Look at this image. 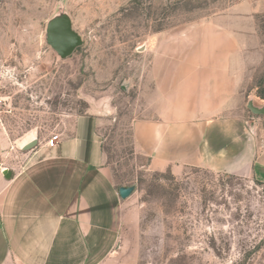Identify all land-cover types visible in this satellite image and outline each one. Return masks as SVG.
Here are the masks:
<instances>
[{"label":"rangeland","instance_id":"374dc122","mask_svg":"<svg viewBox=\"0 0 264 264\" xmlns=\"http://www.w3.org/2000/svg\"><path fill=\"white\" fill-rule=\"evenodd\" d=\"M61 7L84 39L65 59L46 41ZM205 22L246 26L245 114L262 144L264 113L248 102L264 107V0H0V167H23L76 117L100 115L104 164L118 187L135 186L122 200L121 264H264V182L203 166L153 170L133 133L158 57L171 60L187 28Z\"/></svg>","mask_w":264,"mask_h":264},{"label":"crops","instance_id":"0c3cea01","mask_svg":"<svg viewBox=\"0 0 264 264\" xmlns=\"http://www.w3.org/2000/svg\"><path fill=\"white\" fill-rule=\"evenodd\" d=\"M196 24L171 60L158 57L136 145L153 170L203 166L264 182V140L245 114L246 26ZM101 121L80 115L56 146H37L17 170L0 167V264H121L124 203L104 164Z\"/></svg>","mask_w":264,"mask_h":264},{"label":"water","instance_id":"95a60500","mask_svg":"<svg viewBox=\"0 0 264 264\" xmlns=\"http://www.w3.org/2000/svg\"><path fill=\"white\" fill-rule=\"evenodd\" d=\"M46 41L61 59L70 57L76 49L84 43L83 36L75 30L73 19L64 7H61L59 11L47 21ZM248 107L254 113H264V107L255 105L252 100L248 102ZM33 143H31V145ZM5 172H8V170ZM134 190V185L120 186L119 194L122 199H126L130 197Z\"/></svg>","mask_w":264,"mask_h":264},{"label":"built area","instance_id":"2783aa9c","mask_svg":"<svg viewBox=\"0 0 264 264\" xmlns=\"http://www.w3.org/2000/svg\"><path fill=\"white\" fill-rule=\"evenodd\" d=\"M61 139H62L61 134H54L45 142V144L49 147H54L59 143Z\"/></svg>","mask_w":264,"mask_h":264}]
</instances>
